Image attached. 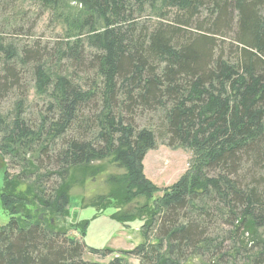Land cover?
Instances as JSON below:
<instances>
[{"label": "trees", "instance_id": "1", "mask_svg": "<svg viewBox=\"0 0 264 264\" xmlns=\"http://www.w3.org/2000/svg\"><path fill=\"white\" fill-rule=\"evenodd\" d=\"M16 1L0 0V9ZM37 1L52 10L63 39L55 55L41 61V52H18L0 33V94L19 85L25 69L17 64L31 57L34 88L49 91V102L39 124L25 120L22 99L11 119L0 112V153L46 155L54 161L49 175L55 182L48 189L40 175L24 180L23 173L38 168L33 159H25L18 174H10L6 162L0 202L11 216L0 226V264H132L124 256L83 261L88 244L51 224L67 212L70 172L106 158L124 171L107 178L123 188V197L95 196L89 205L97 212L113 198L128 204L163 193L152 208L144 203L113 214L123 224L143 218L144 241L122 254L141 264H192L204 255L218 264H264V0ZM145 7L157 19L151 27L134 17ZM204 9L213 15L201 19ZM231 9L238 49L225 55L213 33L225 34ZM66 63L93 77L67 76ZM157 109L158 124L136 125L135 114ZM158 139L200 154L194 172L163 189L143 173L144 156ZM26 213L28 222L16 215ZM220 218L229 230L218 240L209 230ZM245 231L251 234L246 242Z\"/></svg>", "mask_w": 264, "mask_h": 264}, {"label": "rangeland", "instance_id": "2", "mask_svg": "<svg viewBox=\"0 0 264 264\" xmlns=\"http://www.w3.org/2000/svg\"><path fill=\"white\" fill-rule=\"evenodd\" d=\"M231 12V25L225 34H220L222 31L218 34L213 33L217 42L216 45L222 48L225 55L226 53L229 54V52L234 53L238 49V42L235 41L238 30V17L237 12L232 9ZM212 15L204 9L201 19L210 18ZM134 17L138 21L145 23L147 27H151L157 20L148 8L141 12L136 11ZM13 25H15V31L11 30ZM18 26L19 28H17ZM192 28L196 30L195 27ZM0 33L7 39H11L7 42L11 43L16 50L20 49L21 51L26 48L29 50L28 54H33L32 52L36 51L41 52L44 55L41 61H46L51 56L53 57L60 46L61 39H63L62 25L53 17L52 10L47 9L37 0H17L12 8L0 9ZM0 56L1 61L3 55ZM24 60V62H27L26 65L17 64V68H22L23 66L25 69L21 75L19 85L16 84L7 93L0 94V112L7 119H11L14 116L16 102L22 99V115L25 120L31 124H39L40 116L46 113L49 91L38 92L35 90L31 69L35 60L31 57ZM66 65L64 68L61 67L62 72L75 80H81L82 78L86 80L88 77H93L92 72L86 74L83 71H79L77 73L78 71L70 67L69 63H66ZM55 70L53 71L56 72ZM161 116L162 113L158 109L153 112L143 110L135 114L134 121L139 128L150 127L151 124L154 126L158 124ZM1 155L0 153V189L3 184V171L6 162L9 165V173L18 174L25 167V159H33L38 167L34 174H22L25 181L36 179V176L40 175L41 184L48 189L55 182V176L49 175V172L54 167V161L51 164L46 155H32L30 153L18 157ZM199 156L200 154H197L190 147H170L162 139H158L156 146L153 149H149L144 156L143 173L153 185L163 189L178 181L185 173L194 172L198 168V162L195 158ZM123 172V169L113 162L111 158L94 160L87 165L74 168L70 172L72 185L69 190V205L66 214L52 218L50 215L45 216L47 219L51 218V224L54 227L65 230L66 235L77 239L79 242L84 243V240L88 246L112 250L106 254L93 253L88 246H84L81 256L83 261L107 263L113 257L124 256L132 264H141L138 258L127 257L122 253L123 251L132 250L136 245L144 241L142 235L143 218H137L123 224L115 221L113 214L118 211L131 212L135 207L144 203H147L152 208L156 206L157 201L162 197V191L157 190L148 197L139 196L128 204H121L115 198L110 199V204L102 212H97L93 206L89 205L90 200L95 196L112 193L122 198L123 188H114L107 182V178L110 174H122ZM262 173L264 175V170ZM24 186L25 184L20 188L22 189ZM16 215L24 217L26 219V221L23 220L24 222L29 221L28 213ZM10 216L11 214L3 209L0 202V226L5 225L10 220ZM221 222L220 218L216 223H212L209 230L212 236L218 240L222 238L224 231L226 233L229 230V227ZM84 232H86L85 238L82 236ZM257 234L261 236V230H258ZM150 238H153L151 234ZM250 238V232L245 231L244 241L246 242ZM227 242L224 241V243ZM217 260L218 258H208L207 255H204V257L194 258L190 263L218 264ZM223 264H233V262L230 259L228 263Z\"/></svg>", "mask_w": 264, "mask_h": 264}]
</instances>
